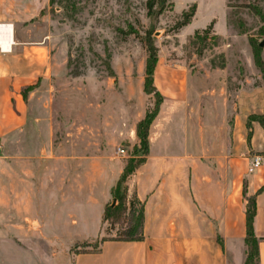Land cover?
<instances>
[{
	"label": "crops",
	"instance_id": "obj_1",
	"mask_svg": "<svg viewBox=\"0 0 264 264\" xmlns=\"http://www.w3.org/2000/svg\"><path fill=\"white\" fill-rule=\"evenodd\" d=\"M48 7L49 0H0L7 26L0 29V264H243V191L254 195L256 264H264V126L247 125L263 112V89L242 85L228 107L215 90L199 92L184 65L157 60L152 82L161 102L142 161L126 178L142 204V237L73 253L101 237L124 166L106 151L121 140L138 144L144 111L131 113L127 89L122 123L112 110V124L96 137L87 126H57ZM45 85L50 104L42 110L30 100ZM248 92L254 97L241 101ZM111 96L119 103L116 90ZM253 155L261 164L248 173Z\"/></svg>",
	"mask_w": 264,
	"mask_h": 264
},
{
	"label": "rangeland",
	"instance_id": "obj_2",
	"mask_svg": "<svg viewBox=\"0 0 264 264\" xmlns=\"http://www.w3.org/2000/svg\"><path fill=\"white\" fill-rule=\"evenodd\" d=\"M192 5L195 12L190 21L175 30L180 13ZM254 11L264 14V0H167L164 12L155 18L145 16L144 0H54L47 13L54 23L50 49L56 64L52 65L51 107L62 112L56 118L57 126L67 122L71 131L87 126L96 137L101 126L112 124V110L119 112L122 123L128 112L127 89L132 95L131 113L152 107V97L142 90L145 51L141 38L147 29L152 31L158 65H184L199 92L215 90L226 97L228 107L246 83L260 86L264 93V70L253 57V47L261 45L258 53L264 68V19ZM210 23L203 41L193 38L195 30ZM48 89V85L40 87L30 104L48 109ZM113 90L120 95L119 103L111 96ZM248 93L241 94L240 100L254 97ZM118 147L125 150L123 156L116 153ZM106 152L114 164L122 165L142 155L138 144L124 140ZM125 187L130 197L132 189L126 181ZM120 226L115 224L109 236ZM100 238L71 249L73 253L94 250Z\"/></svg>",
	"mask_w": 264,
	"mask_h": 264
},
{
	"label": "trees",
	"instance_id": "obj_3",
	"mask_svg": "<svg viewBox=\"0 0 264 264\" xmlns=\"http://www.w3.org/2000/svg\"><path fill=\"white\" fill-rule=\"evenodd\" d=\"M166 1L167 0H144L145 16L155 18L156 16L161 15L165 10ZM53 2L54 0H49L50 5ZM194 12L195 6L193 5L189 7L187 11L181 12L179 19L175 21L173 28L177 30L182 26L186 25L194 15ZM254 14L258 16L260 20L264 19V14H261L259 11H254ZM210 30L211 23L201 30H195L193 32V38L199 41H203ZM151 33L152 31L150 29H147L144 31L143 37L141 38V43L145 51L142 90L144 94H146V96L152 97L153 99L152 107H146L142 118L137 121L135 127V133L138 139V146L139 149L142 151V155L145 154L147 149L148 126L156 115L158 106L161 102V96L154 88L152 82V75L154 66L156 64L157 56L156 48L153 45L151 39ZM258 47H260V45H258ZM258 47H253L254 63L261 71H263L264 68L262 65V61L259 57ZM263 115L264 107L261 115H250L248 117L247 125H249L250 120L257 119V121L264 126ZM141 156L139 157V159L136 160L129 159L125 163L114 187L111 190L112 197L115 203L112 205L108 203L104 206L101 218L102 223L104 224L103 232L105 237L102 236L99 242L108 238L118 240H139L142 237V204L136 199L134 193H131V196L128 197L125 187V181L127 176L134 170V168L138 164L141 163ZM243 196L246 201L244 211L245 230L243 237V242L245 245V259L243 264H256L258 257V238L255 237L252 226L253 217L255 214V199L254 195L246 196L244 191ZM120 223L122 224V226H120V229H118L117 232L114 233L115 235H113L112 237L109 236V232L114 229V225H120Z\"/></svg>",
	"mask_w": 264,
	"mask_h": 264
},
{
	"label": "built area",
	"instance_id": "obj_4",
	"mask_svg": "<svg viewBox=\"0 0 264 264\" xmlns=\"http://www.w3.org/2000/svg\"><path fill=\"white\" fill-rule=\"evenodd\" d=\"M3 27H7L4 26L3 24H0V29ZM0 37H1V31H0ZM8 45H10V43H8ZM116 153L120 156H123L125 154V150L123 148L118 147L116 149ZM261 164V157L259 155H253L250 159V163L247 167V172L251 173L253 172L256 168L259 167V165Z\"/></svg>",
	"mask_w": 264,
	"mask_h": 264
},
{
	"label": "bare ground",
	"instance_id": "obj_5",
	"mask_svg": "<svg viewBox=\"0 0 264 264\" xmlns=\"http://www.w3.org/2000/svg\"><path fill=\"white\" fill-rule=\"evenodd\" d=\"M7 42L8 41V36H6V35H4V37H3V42ZM4 44V43H3ZM1 46V45H0Z\"/></svg>",
	"mask_w": 264,
	"mask_h": 264
},
{
	"label": "water",
	"instance_id": "obj_6",
	"mask_svg": "<svg viewBox=\"0 0 264 264\" xmlns=\"http://www.w3.org/2000/svg\"><path fill=\"white\" fill-rule=\"evenodd\" d=\"M261 46V45H260ZM114 204V200L112 201V203L110 205Z\"/></svg>",
	"mask_w": 264,
	"mask_h": 264
}]
</instances>
